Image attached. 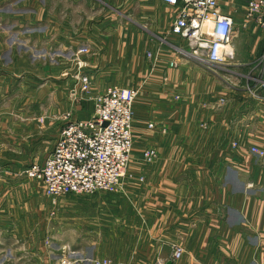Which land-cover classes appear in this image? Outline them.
<instances>
[{"label": "crops", "instance_id": "obj_1", "mask_svg": "<svg viewBox=\"0 0 264 264\" xmlns=\"http://www.w3.org/2000/svg\"><path fill=\"white\" fill-rule=\"evenodd\" d=\"M67 2L89 11L70 16ZM219 4L234 19V36L230 56L212 70L179 54L171 33L174 14L161 0H59L55 15L47 0L35 20L4 15L45 23L37 36L44 46L54 45L58 58L51 65L54 58L42 61L44 79L47 86L58 80L54 95L61 97L63 112L73 110V118L86 120L93 113L80 116L72 90H63L75 73L91 76L95 94L112 84L139 88L133 160L138 173L149 177H130L118 193L94 198L104 215H93L99 231L84 245L93 253L74 249L79 258L112 264H151L158 257L168 264H264V155L253 150L264 151V26L248 17L247 0ZM130 9L140 11L141 23L129 21ZM3 36L0 31V90L7 97L17 72L33 69V63L29 50L22 52L24 59L3 60L14 53ZM170 61L181 65L173 68ZM147 148L159 155L151 165L143 157ZM174 244L185 250L177 261L171 260Z\"/></svg>", "mask_w": 264, "mask_h": 264}, {"label": "rangeland", "instance_id": "obj_2", "mask_svg": "<svg viewBox=\"0 0 264 264\" xmlns=\"http://www.w3.org/2000/svg\"><path fill=\"white\" fill-rule=\"evenodd\" d=\"M46 2L47 0H31L26 5H21L18 0L0 1V31L2 35L4 34V40L9 41L14 50V53L4 55L3 60L11 62L12 58L24 59L20 56L23 55V51L29 50L27 53L33 63V69H26L28 72H17L18 79H16L15 85L11 84L9 96L4 97L3 94L6 90H0V108L2 107L0 112V114L2 113L0 117V264H61L60 259L63 255L72 256L71 253L74 249L81 250L84 256L91 255L89 253H93V251L90 252V246L84 245L89 240H95L93 235L99 231L93 225L95 214L104 215L100 211L97 212L98 200L95 202L94 198H97L99 194L118 193L124 189L125 182L130 177H149L147 172L138 173L136 160H133L135 115L131 127L132 150L129 163L116 192H98L93 195L71 194L54 198L47 193L42 180L30 176L31 166L34 164L43 165L51 155L64 125L69 121L84 120L73 118V110L63 112L61 97L54 95L58 93L57 86L60 85L58 80L53 79L47 86L44 79L46 69L41 67L42 61L54 58L55 61L52 60L49 63L51 65L56 63L55 58H58L54 45L44 46L42 43L45 40L37 36L45 27V23L25 22L18 16L17 18L4 16L6 14H27L33 16L35 20L42 15ZM58 2L59 0H52L55 8L53 9L54 14L51 15H55ZM68 6L67 14L70 16L80 15L83 17L86 14L85 11H89L85 5L68 3L66 7ZM135 12H131L130 9L126 16L130 22L141 23L140 11L138 15ZM124 18L126 17L124 16ZM146 29H149V25ZM30 34L33 37H30ZM173 35L178 47L186 45L180 36ZM169 39V37L166 38V40ZM148 53L147 56L150 58ZM81 62L82 60H79V64H83ZM77 69L75 70L77 71ZM76 74L68 81L63 90L67 92L72 90L71 97L80 104L79 111L82 117L84 113H90L91 109L94 112L96 105L94 98L97 95L109 87L119 86L112 84L102 92L95 94L96 89L94 90L95 86L91 82L90 90L82 92L80 79ZM134 88L137 89L139 95V88ZM76 92L77 99L74 96ZM46 94H48L47 98ZM135 104L136 100L134 112ZM64 105L69 104L64 103ZM8 109L12 110L13 114H7ZM41 115L46 116L44 121L41 119ZM149 127H154V124L150 123ZM8 139L17 141V145L5 143L4 141H8ZM233 145L236 146L237 143L233 142ZM152 150L155 152L147 155V152ZM254 151L258 155H264V151L258 149ZM158 156V151L155 148H147L143 152V157L148 165L153 164ZM97 228L99 227L97 226ZM11 229H14L13 232ZM79 242L82 246H79ZM71 259L74 260L76 257L72 256Z\"/></svg>", "mask_w": 264, "mask_h": 264}, {"label": "built area", "instance_id": "obj_3", "mask_svg": "<svg viewBox=\"0 0 264 264\" xmlns=\"http://www.w3.org/2000/svg\"><path fill=\"white\" fill-rule=\"evenodd\" d=\"M172 9L174 21L171 32L186 45L178 47L179 54L209 69L223 64L230 56L233 43L234 19L222 12L219 0H161ZM247 15L264 26V0H247ZM187 46V47H186ZM152 57V53H148ZM179 67L177 61L169 64ZM81 64L78 63V67ZM82 92L90 90L88 74H76ZM138 91L134 87H109L94 98L92 118L73 120L64 125L61 136L43 165L34 164L30 176L45 183L47 193L59 198L71 194L116 192L124 178L132 150V121ZM78 98V97H77ZM256 150V149H254ZM155 151L147 152V155ZM143 181L144 178L141 177ZM171 260L184 255V247L174 244ZM63 255L61 264H112L108 259L79 258L73 251ZM158 257L153 264H168Z\"/></svg>", "mask_w": 264, "mask_h": 264}, {"label": "water", "instance_id": "obj_4", "mask_svg": "<svg viewBox=\"0 0 264 264\" xmlns=\"http://www.w3.org/2000/svg\"><path fill=\"white\" fill-rule=\"evenodd\" d=\"M169 264H171V262H169Z\"/></svg>", "mask_w": 264, "mask_h": 264}]
</instances>
